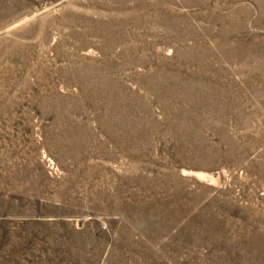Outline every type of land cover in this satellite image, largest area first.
<instances>
[{
  "label": "rangeland",
  "instance_id": "1",
  "mask_svg": "<svg viewBox=\"0 0 264 264\" xmlns=\"http://www.w3.org/2000/svg\"><path fill=\"white\" fill-rule=\"evenodd\" d=\"M0 264H264V0H0Z\"/></svg>",
  "mask_w": 264,
  "mask_h": 264
}]
</instances>
